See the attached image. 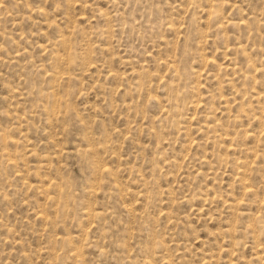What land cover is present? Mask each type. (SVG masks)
Returning <instances> with one entry per match:
<instances>
[{"label":"rangeland","instance_id":"374dc122","mask_svg":"<svg viewBox=\"0 0 264 264\" xmlns=\"http://www.w3.org/2000/svg\"><path fill=\"white\" fill-rule=\"evenodd\" d=\"M0 264H264V0H0Z\"/></svg>","mask_w":264,"mask_h":264}]
</instances>
